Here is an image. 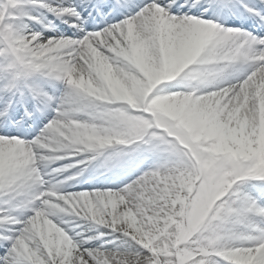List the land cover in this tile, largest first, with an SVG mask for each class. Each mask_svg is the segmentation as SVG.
I'll return each instance as SVG.
<instances>
[{
    "label": "snow or ice",
    "instance_id": "snow-or-ice-1",
    "mask_svg": "<svg viewBox=\"0 0 264 264\" xmlns=\"http://www.w3.org/2000/svg\"><path fill=\"white\" fill-rule=\"evenodd\" d=\"M0 264H264V0H0Z\"/></svg>",
    "mask_w": 264,
    "mask_h": 264
}]
</instances>
